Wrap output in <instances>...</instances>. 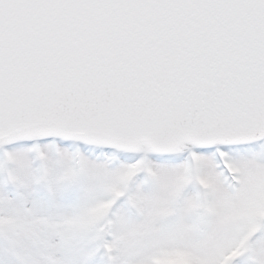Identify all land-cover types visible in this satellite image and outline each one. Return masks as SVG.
Listing matches in <instances>:
<instances>
[{
  "label": "snow or ice",
  "instance_id": "1",
  "mask_svg": "<svg viewBox=\"0 0 264 264\" xmlns=\"http://www.w3.org/2000/svg\"><path fill=\"white\" fill-rule=\"evenodd\" d=\"M0 264H264V0H0Z\"/></svg>",
  "mask_w": 264,
  "mask_h": 264
}]
</instances>
